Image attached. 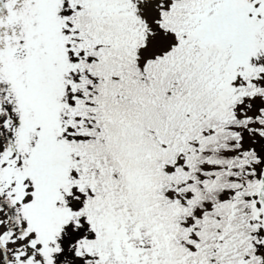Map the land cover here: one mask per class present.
Listing matches in <instances>:
<instances>
[{"label": "snow or ice", "instance_id": "6c2138e0", "mask_svg": "<svg viewBox=\"0 0 264 264\" xmlns=\"http://www.w3.org/2000/svg\"><path fill=\"white\" fill-rule=\"evenodd\" d=\"M0 264H264V0H0Z\"/></svg>", "mask_w": 264, "mask_h": 264}]
</instances>
